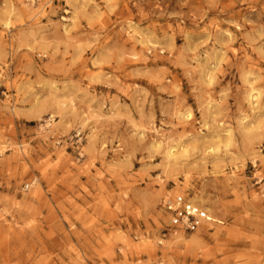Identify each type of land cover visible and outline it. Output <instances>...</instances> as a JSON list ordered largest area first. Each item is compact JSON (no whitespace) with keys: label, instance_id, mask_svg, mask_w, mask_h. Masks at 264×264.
<instances>
[{"label":"rangeland","instance_id":"374dc122","mask_svg":"<svg viewBox=\"0 0 264 264\" xmlns=\"http://www.w3.org/2000/svg\"><path fill=\"white\" fill-rule=\"evenodd\" d=\"M0 264H264V0H0Z\"/></svg>","mask_w":264,"mask_h":264},{"label":"built area","instance_id":"2783aa9c","mask_svg":"<svg viewBox=\"0 0 264 264\" xmlns=\"http://www.w3.org/2000/svg\"><path fill=\"white\" fill-rule=\"evenodd\" d=\"M162 210L168 220V227L183 233H195L215 220L189 197L177 195L162 202Z\"/></svg>","mask_w":264,"mask_h":264},{"label":"bare ground","instance_id":"6f19581e","mask_svg":"<svg viewBox=\"0 0 264 264\" xmlns=\"http://www.w3.org/2000/svg\"><path fill=\"white\" fill-rule=\"evenodd\" d=\"M252 98H253V97L251 96V99H252ZM189 116H190V115H188L187 118H189ZM168 156H169V158L174 157V154H173V152H172V148H169V149H168ZM179 192H180V190H179ZM191 200H192L193 202H195L194 199H191ZM203 209H204V208H203ZM204 210H206V208H205ZM176 238H177V236H176Z\"/></svg>","mask_w":264,"mask_h":264}]
</instances>
